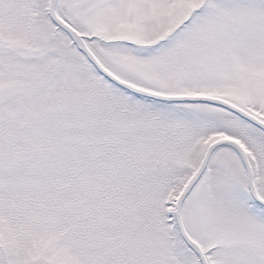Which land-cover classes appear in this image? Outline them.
<instances>
[{"label": "snow or ice", "instance_id": "6c2138e0", "mask_svg": "<svg viewBox=\"0 0 264 264\" xmlns=\"http://www.w3.org/2000/svg\"><path fill=\"white\" fill-rule=\"evenodd\" d=\"M0 264H264V0H0Z\"/></svg>", "mask_w": 264, "mask_h": 264}]
</instances>
